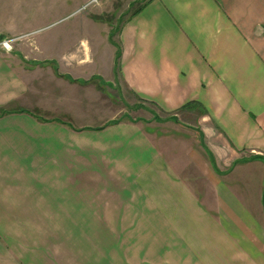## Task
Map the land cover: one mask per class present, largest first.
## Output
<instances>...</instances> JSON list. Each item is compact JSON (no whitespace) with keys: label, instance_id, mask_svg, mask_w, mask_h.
<instances>
[{"label":"crops","instance_id":"1","mask_svg":"<svg viewBox=\"0 0 264 264\" xmlns=\"http://www.w3.org/2000/svg\"><path fill=\"white\" fill-rule=\"evenodd\" d=\"M127 7L0 47V264H264V0Z\"/></svg>","mask_w":264,"mask_h":264},{"label":"rangeland","instance_id":"2","mask_svg":"<svg viewBox=\"0 0 264 264\" xmlns=\"http://www.w3.org/2000/svg\"><path fill=\"white\" fill-rule=\"evenodd\" d=\"M110 1V2H109ZM130 0H123L111 3V0H28L21 1V5L11 8L15 11L17 18L11 17L15 21V28L19 33H25L19 38H11L9 51L13 46L16 48H24L27 52V46L30 40H36L47 33L68 30H82L87 27L85 18L95 17L97 11L102 9V16L106 19L112 18V7L121 10L125 13L129 8L127 7ZM103 5V6H102ZM135 7L130 8L134 10ZM11 11V12H12ZM13 13V12H12ZM13 14V15H14ZM3 25L11 24L7 19L0 22ZM1 24V25H2ZM13 24V23H12ZM38 29V30H37ZM28 32V33H27ZM84 36H88L87 32H83ZM39 40V39H38ZM0 47L8 49L0 41ZM135 116H142V112H133ZM154 124V123H153ZM155 126V125H154ZM71 233V232H70Z\"/></svg>","mask_w":264,"mask_h":264},{"label":"built area","instance_id":"3","mask_svg":"<svg viewBox=\"0 0 264 264\" xmlns=\"http://www.w3.org/2000/svg\"><path fill=\"white\" fill-rule=\"evenodd\" d=\"M10 41H12V40L6 39L3 42H1V44H3L5 47H7L9 49L11 47Z\"/></svg>","mask_w":264,"mask_h":264}]
</instances>
